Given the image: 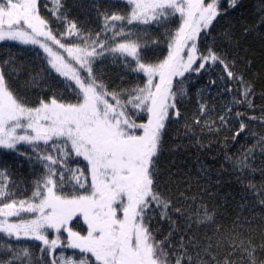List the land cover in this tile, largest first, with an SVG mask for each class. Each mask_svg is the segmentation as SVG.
<instances>
[{"label":"snow or ice","instance_id":"6c2138e0","mask_svg":"<svg viewBox=\"0 0 264 264\" xmlns=\"http://www.w3.org/2000/svg\"><path fill=\"white\" fill-rule=\"evenodd\" d=\"M119 2L126 11L94 4L104 23L93 34L68 18L64 0H0V47L38 58L29 71L11 51L0 57V264H264V180L249 178H264V131L248 128H264V107L259 116L240 110L255 111L256 89L229 51L239 40L230 28L213 35L241 0ZM255 15V29H264V0ZM252 32L245 25L242 35ZM109 59L119 84L100 67ZM174 126L198 149L205 132L228 131L233 147L251 136L250 147L221 149V171L242 189L231 214L227 197L215 203L203 163L195 193L187 180L182 191L165 180L161 158ZM9 154L21 159L10 165ZM25 163L40 174L21 198L11 169Z\"/></svg>","mask_w":264,"mask_h":264},{"label":"trees","instance_id":"16d2710c","mask_svg":"<svg viewBox=\"0 0 264 264\" xmlns=\"http://www.w3.org/2000/svg\"><path fill=\"white\" fill-rule=\"evenodd\" d=\"M42 2H50V0H42ZM65 7L68 11V18L70 20H75L78 25H83L91 33H96L101 31L103 27V18L97 14L94 4H101L103 8L101 11H107L112 13L124 12L126 11L125 5L119 0H64ZM261 0H241V5L233 10L221 20L220 24L217 25L213 35L219 38L222 31L229 29L235 34L237 40H239V48L236 51H229L232 56L236 58L237 70L244 74V77L251 81L256 89V95L253 98V103L256 105L255 111L245 110L244 106H239L241 111H246L247 115L261 114V108L264 107V97L261 93H264V29L256 30L255 25L258 23L256 18V11L260 5ZM227 7V5H225ZM115 10L113 12L112 10ZM43 12V10H42ZM45 16L49 19L50 25L53 28H59V22L55 20L54 17L48 15L47 12H43ZM119 23V22H117ZM247 25L253 28V32L245 38L242 35L243 27ZM172 27H175L174 25ZM149 35L153 33L149 30ZM143 35V33H142ZM232 43H235L233 41ZM163 46V45H162ZM8 51H11L15 56L23 57L22 60L18 61L22 65H26L29 71L33 69L38 64V58L33 55V49L23 50L19 46L0 47V57L4 56ZM250 61V63H249ZM107 73V76L111 78L116 84L121 83L119 76L121 71L119 66L112 64L111 59L105 61L100 65ZM220 74V69L217 68L214 73L205 75L200 82V87H204L209 79H216ZM131 79L130 76L124 77L125 86H127L128 81ZM24 80H21V84ZM238 88V86H236ZM63 91V87L55 89ZM196 92L192 91L191 96L185 102V107L187 111L185 115L191 119L196 113ZM238 98V97H237ZM217 108L226 107L229 103V98L225 95L223 98H217ZM174 126L170 130L169 136L167 138V146L165 152L161 158V172L165 180H171L172 185L179 188L181 191L187 187L185 180L193 187L191 191L195 193L197 191L195 185L196 181L199 179L197 176V171L199 169V163H203L205 166L210 168L211 176L213 178L212 190L217 194V199L215 203H223L225 197L231 203V208H229L228 213L231 214L232 209L235 208V202L240 200L241 186L237 182L236 174L232 173L229 169L228 171H221L220 165L224 163L222 156V147L229 149L231 152H237L241 146L250 147L253 143L251 136L245 139L243 137L239 138L235 146H232L231 133L222 129L218 134H209L207 132L203 133L201 143L205 146L203 148H197L194 146H189V141L183 137V135L177 136L176 128ZM250 131L262 132L264 128L258 123H250L248 125ZM182 132V129H181ZM225 137L228 138V143L225 144ZM211 147H208V146ZM25 148L27 146H24ZM7 151V150H5ZM7 162L11 165L14 161L21 158L9 154L4 157ZM261 163V158L257 156L256 164ZM225 168L228 165L225 164ZM12 179L19 185V192L21 193V198H25L31 194V186L33 180L40 174V169L37 166L32 168L26 163L23 167L19 165H14L12 167ZM219 179L220 183L216 184V179ZM253 179V182L260 184L264 178H262L258 173L255 177H249ZM203 183V181H201ZM247 183V179L245 180ZM257 215L260 214V210L257 208ZM163 230L167 231V225L162 226ZM255 239L257 243H260L259 232L255 233ZM29 245L38 244L39 242H27ZM37 255H39L38 248H33Z\"/></svg>","mask_w":264,"mask_h":264},{"label":"rangeland","instance_id":"374dc122","mask_svg":"<svg viewBox=\"0 0 264 264\" xmlns=\"http://www.w3.org/2000/svg\"><path fill=\"white\" fill-rule=\"evenodd\" d=\"M112 11H113V12H115V10H114V9H113Z\"/></svg>","mask_w":264,"mask_h":264}]
</instances>
